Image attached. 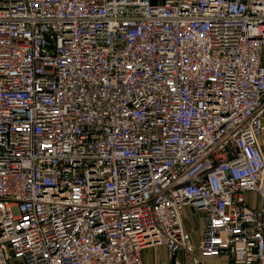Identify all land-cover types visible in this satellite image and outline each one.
Instances as JSON below:
<instances>
[{"label": "built area", "instance_id": "1", "mask_svg": "<svg viewBox=\"0 0 264 264\" xmlns=\"http://www.w3.org/2000/svg\"><path fill=\"white\" fill-rule=\"evenodd\" d=\"M187 206L264 264V0H0V264L191 258Z\"/></svg>", "mask_w": 264, "mask_h": 264}, {"label": "crops", "instance_id": "2", "mask_svg": "<svg viewBox=\"0 0 264 264\" xmlns=\"http://www.w3.org/2000/svg\"><path fill=\"white\" fill-rule=\"evenodd\" d=\"M184 223L191 233L192 242L195 246V254H200V239L203 230V214L193 206H187L184 211ZM143 264H189V258L184 252L176 255L170 254L164 246L145 248L142 252ZM200 264H236L228 255L204 258Z\"/></svg>", "mask_w": 264, "mask_h": 264}, {"label": "rangeland", "instance_id": "3", "mask_svg": "<svg viewBox=\"0 0 264 264\" xmlns=\"http://www.w3.org/2000/svg\"><path fill=\"white\" fill-rule=\"evenodd\" d=\"M188 258H189V264L192 262V259H193V258H196V259L199 260V263H197V264L202 263L203 260H204V258H203L200 254H194L193 256H191V258H190V257H188ZM206 258H207V257H206Z\"/></svg>", "mask_w": 264, "mask_h": 264}, {"label": "trees", "instance_id": "4", "mask_svg": "<svg viewBox=\"0 0 264 264\" xmlns=\"http://www.w3.org/2000/svg\"><path fill=\"white\" fill-rule=\"evenodd\" d=\"M153 2H157L158 0H152Z\"/></svg>", "mask_w": 264, "mask_h": 264}]
</instances>
